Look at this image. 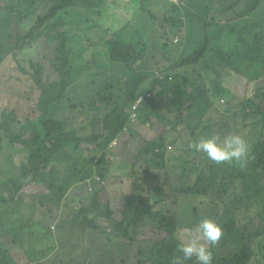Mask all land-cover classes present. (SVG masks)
Returning a JSON list of instances; mask_svg holds the SVG:
<instances>
[{"label": "trees", "instance_id": "16d2710c", "mask_svg": "<svg viewBox=\"0 0 264 264\" xmlns=\"http://www.w3.org/2000/svg\"><path fill=\"white\" fill-rule=\"evenodd\" d=\"M17 1H19L17 6L5 8L6 14L3 13L2 7L0 8V66L3 68L6 56H10L18 65L17 79L21 83L26 81L23 77L33 81L34 85L29 93L35 96L33 103H37L36 108L41 114L40 118L34 120L24 118L25 121L22 123L20 121L21 107L18 111V107L10 110L8 107L0 106L3 113L0 117V162L3 166V169L0 168V174L3 175V177L0 176V232L10 234L15 244L23 249L25 256L35 260L36 264H62L60 260H56V256L49 257L44 252L47 238L57 245L53 225L56 224V227H59L57 217L54 218L51 215L50 209L46 210L44 203L52 205L53 210L58 211L59 214L61 209L67 208L70 199L73 202L85 200V197L82 198L81 195L88 191L87 184L91 177L98 172L102 180L109 178L107 172L109 156L105 153L102 155L104 157L100 158L99 154L101 156L108 145L116 139L131 146L142 140L144 145L141 144L134 162H130L132 167L124 166L142 183H136V188L123 200L122 204L108 200L102 207L100 198H108L103 188L95 196H87L92 202L89 207L81 209L80 214L83 215L81 223L86 228L94 230L98 236L108 237L106 238L108 243L112 239L120 243H124L122 240L126 241L128 252L134 246L139 247L141 254L144 253L142 246L152 248L150 255L140 260L142 263L172 264L175 257H182L177 248L178 244L188 240L183 235L180 219L169 213L162 202L169 198L166 193L167 187H176L173 178L187 170L191 171L195 166L193 172L200 168L199 176L194 178L195 181L193 182L192 178L183 179L185 185L180 187V192L176 195L173 190L171 194L177 201L188 196L199 200H214L223 208L219 223L222 226L223 235L219 243L211 249L212 264H261L255 245H258V249L264 250L262 248L264 244L262 242L264 237V103L259 104L253 111V117L259 118L261 129L257 138L252 140V149L243 166L235 162L218 165L207 159L204 154L196 152L194 148H185L186 142L191 144L200 137L210 135L215 129L216 134L224 129L227 130L224 136L233 134V125L229 119L232 110L227 106L220 108L213 103L217 99L228 100L233 95V88L225 85L224 77L264 81V4L260 5L259 0H246L245 7L253 6V10L242 15L234 8L223 10L217 7L212 8L213 0H178L184 3L183 7H179L176 0H166L171 5L176 3L174 7L177 10L168 18H173L175 27L184 30L186 34L191 31L197 15L202 13L207 16L210 11L216 9L223 13L230 11L234 15L228 21L222 16L227 21L226 25H211L210 28L212 26L213 28L210 32H213V35H210L207 43L202 45L203 50L200 51L199 58H188L189 62L183 59L182 62L186 64L197 61L191 66L192 70L187 71L191 76L160 75L161 77L156 78L151 84L150 92L136 94L135 103L143 97V102L137 111L138 120L133 119V112L124 115L115 110L103 118V127L100 129L97 116L89 115L85 118V111L80 110L81 107L78 104H73L69 113L71 118H74H72L74 129L69 130L65 124L67 118L64 119L61 105L68 92L73 90L79 80L76 81L75 78L77 69L71 55L72 47L67 29L68 18L78 14L80 27L82 19H85L87 23L93 24L90 27L91 32L96 29L104 31L101 33L103 37L99 45L109 47L108 54L117 64L131 66L138 60V50L134 45L120 40L118 32L111 33L98 25V18L101 17L100 24L109 22L102 11V5L106 0ZM148 1L151 2V0ZM215 1V3L220 2ZM39 2H53L55 7L52 14L47 17L39 16L36 26L25 31L23 27L30 19L32 8ZM143 3H146V0ZM148 13L154 17V13L152 14L150 10ZM37 16L33 15V17ZM204 21L207 22L208 19ZM133 22H135L134 19H129L122 31L131 30ZM223 28L225 33L222 36V42L212 45L219 30ZM10 40L13 44L9 43ZM43 40L51 44L59 43L55 58L49 60L51 69L57 74V79L47 76L46 68L34 61L30 64L31 69L28 70L17 58L18 53ZM170 46L173 47L171 44ZM184 53L187 52L184 51ZM207 71L214 76L210 86L203 85L201 81L203 78L201 73ZM109 88L114 89V86L110 85ZM261 97L264 98V90L261 92ZM107 99L106 103L112 106L115 95L111 94L105 98V101ZM7 100V94L0 96V102ZM90 104L96 113L100 110L98 107L95 108L94 99ZM165 108L169 112L171 110L178 120L173 123L175 126L171 132H176L179 125H186L190 143L183 136L176 137L174 141L169 140V137L165 135L154 141H147L138 131L136 135L128 133L133 126L142 122L140 120H144V114L151 122L156 116L165 122L168 118L164 114ZM195 110L204 121L200 119L197 125H189L183 118L186 114L191 116ZM78 113L83 122L88 125L77 126ZM211 119H214V124ZM237 119H239L238 115ZM88 129L92 132L88 135L82 134ZM6 145L24 152L29 160L22 161L20 165L18 163L4 164L1 159ZM182 149L185 150L182 152ZM79 150L82 151L81 158L76 155ZM168 150L171 155L168 154ZM85 152L88 155H85ZM181 152V155L175 156ZM181 156L188 158L184 164L179 160ZM142 161H145L144 168L140 166ZM168 162L172 163L170 168L167 166ZM18 166L20 173L14 176L13 171ZM7 170L9 174H6ZM23 180L37 186L35 189L38 192L30 196L32 205L36 208L34 212H30L31 206L25 203L28 199L25 195L28 183H23ZM228 180L235 185L227 187ZM160 182L162 183L154 185ZM145 185L149 186V189ZM236 185L238 187L235 189ZM156 195L161 199L156 198ZM240 198L244 200L243 205L238 204ZM62 204L63 208H61ZM116 207L120 208L116 210ZM90 214L94 216L90 217ZM64 242L63 240L62 243ZM67 253L72 254L73 250ZM0 264L23 263L17 261L5 249L0 252ZM183 264H196L195 258L184 261Z\"/></svg>", "mask_w": 264, "mask_h": 264}, {"label": "rangeland", "instance_id": "374dc122", "mask_svg": "<svg viewBox=\"0 0 264 264\" xmlns=\"http://www.w3.org/2000/svg\"><path fill=\"white\" fill-rule=\"evenodd\" d=\"M132 1V3H128L127 0H113L116 7L112 8V12L106 16L109 22L100 24L102 17L98 18V25L104 28V30L111 31V33L118 32L120 40H123L127 44L134 45L137 48L139 53L138 60L131 66L113 62L110 54H108L109 47L99 45L100 39L103 37V34L101 33L104 31L96 29L91 32L90 27L93 26V24L87 23L85 19H82V26L80 27L78 14H74L68 18L67 29L72 47L71 55L73 57L75 68L77 69L75 78L76 81L79 80L74 85L73 90L68 92L64 99L65 101L61 105V109L65 115L64 119L67 118L65 124L69 130L74 129V118L72 117V119L69 113V109L73 104H78L81 107L80 110L85 111V118L89 115L97 116L98 124L100 123V129L103 127V118L106 115L112 114L115 110L124 115H129V113L133 112V119H137V107L140 105L143 98L136 104V94L138 92H150L152 89L151 84L158 77L167 75L175 76L177 74L190 75L187 71L192 70L191 66L197 61L186 64L182 62L183 59H186V62H189L188 58H199V53L203 50L202 45L207 43L208 37H211L210 35H213V32H210L213 26L218 24L226 25L228 19L230 17L232 18L234 15L233 13H223L216 9L212 10V12L210 11L207 16L202 13L201 15H197L196 21L191 26V31L186 34L184 30L175 27L172 22L173 18H168L175 14V12H167L172 10L168 9L172 8L171 3L168 4L165 0H151V2L155 4V7H151V2L142 3V1L139 0L138 4H136L137 0ZM181 1H177L179 7H183L184 3ZM219 1V3H215L216 1L213 0L212 8L217 7L222 8V10L225 8H234L242 15L253 10V6L245 7L244 2L246 0ZM159 3H161L160 6ZM18 4L19 1L17 0H0V8L2 7L4 14L7 13L5 8L9 6H17ZM259 4L263 5L264 0H259ZM54 7L55 4L53 2L36 3L32 8L33 12L30 14V19L23 27L25 31H29L36 26L39 16L47 17L48 15H51ZM108 8L109 4L106 0L105 4L102 5L104 15ZM149 9L152 14L154 13V17L149 13H146ZM144 10L146 14L143 12ZM34 14L38 16L33 17ZM222 16H224L227 21ZM220 17L222 18L219 19ZM206 18L208 19L207 22L204 21ZM129 19H134L135 21L133 22L134 24L132 25L131 30L124 29L122 31ZM212 24L213 26L210 28ZM6 32L9 31L6 30ZM224 33L225 29H220L219 34L216 36V40L212 42V45L213 43L222 42V36ZM172 37L175 38V40H172ZM6 39L7 38H5V40ZM177 39L180 41L178 44L175 42ZM9 43L13 44V41L10 40ZM170 44L173 45V47H171ZM58 46L59 43L51 44L47 40H43L39 42V44H35L33 47H28L23 52L18 53L17 58L28 70L31 69L30 64L34 61L46 68L47 76L51 77V79H57V74L51 69L49 60L55 58ZM208 46L210 47L211 44L209 43ZM171 48H173V50H171ZM184 48L187 49L188 54L184 53ZM5 59L4 69L0 66V96L7 94L8 100L0 102V106L8 107L10 110L14 107H18V111L19 107H21L22 115H19L22 123L25 121L24 118H29L31 120L40 118L41 113L36 108L37 103H33L35 96L32 93H29V90L34 85L33 81L29 78L23 77L26 81L21 83L17 79L19 74L18 65L10 56H6ZM201 74L203 76L201 80L203 85L210 86L214 76L208 71L202 72ZM10 76H12V78ZM225 78L226 77L223 79L225 85H229L233 88V95L228 100L223 98V103L221 102V99H217L213 103L214 105H220L221 107H235L229 116L230 122L233 125V134H239L240 136L245 137L251 151L252 140L257 138V134L261 129L259 118L253 117V111L256 110V107L259 104L262 105L264 103V98L261 97V92L264 90V81H248L239 77ZM193 80L195 79L193 78ZM110 85H113L114 89H110ZM192 91L195 92V90ZM111 94L115 95V100L112 102V106L106 103L108 99L105 101V98ZM93 99L96 103L95 108L98 107L100 109L97 110V113L91 108L90 102ZM83 104L86 106H81ZM131 107L134 108L131 109ZM1 111L2 109L0 110V117L3 114ZM164 114L168 117L165 122L159 120V118H157L158 116L154 117V121L151 122L144 114V120L140 121L144 122L145 125H143L144 123L139 122V124L133 126L131 130L129 129L130 132L128 133L136 135L139 132L140 135L145 137V140L147 139V141H154L156 138L165 135L168 136V139L171 141H174L178 136H183L185 140L189 142V133L185 128L186 125H179L177 126L176 132H171L173 126H175L173 123L178 120L176 119V115H174L171 110L169 112L167 108H165ZM237 115L239 116V119H237ZM77 116V126L80 125L79 127H81L88 125L83 122L79 113ZM183 119H185V122L189 125H197V122L201 119V115L195 110L194 114L191 116L186 114ZM201 120L204 121L203 118ZM211 121H213L214 124V119H211ZM226 131V129L220 130V132L216 134L215 129L214 131H211V134L224 135ZM91 132L92 131L88 129L87 131H83L82 134L88 135ZM141 144L144 145L142 140L134 144V146L127 143L124 144L123 141L120 142L114 149V153L111 152L113 155L112 158L109 157V159H107L110 161L107 168L109 178L107 180H102L97 172L95 176L89 179L94 181L93 185H96L93 196H95V194L102 188L108 195V198H100L102 207L103 204H105V201L108 200L117 204H122L124 202L123 200L132 194V191L136 188V183H142L140 179L134 174L128 172L125 168L132 167L130 162H134L135 157L141 149ZM189 145L190 144L186 142L185 149L190 148ZM185 149H182V152ZM80 152L82 151L79 150L78 153H76L78 158L82 157ZM182 152L175 156L181 155ZM168 154L171 155L169 150ZM85 155L88 154L85 152ZM102 155L105 154L102 153L101 156L99 154V157L103 158L104 156ZM187 159L188 158L185 156L179 158L183 164L187 162ZM1 160L6 165H14L15 163L20 165L22 161H27L29 159L28 156H25L24 152L15 149L11 145H6ZM144 165L145 161H142L140 166L144 168ZM167 166L170 168L172 163L168 162ZM194 167L191 171L187 170V172H184L182 175L173 178L176 187H167L166 193L169 198L162 202L169 213L180 219L183 225V235L188 241L192 237L198 235L197 225L202 219L212 218L220 223L223 214V208L219 205L220 203L214 200H199L198 198L188 196L184 199L181 198L182 200L178 199L177 201V199L172 196L171 193L173 190H175V194L177 195L180 192V187L185 185L183 179L192 178L191 180L194 182V178L199 176L200 168L198 167L195 172H193ZM0 168L3 169L1 162ZM161 168L163 169L162 166ZM19 173L18 166L14 169L13 174L14 176H17ZM6 174H9L8 170L6 171ZM0 176L3 177L1 174ZM162 182L154 185L161 184ZM23 183H28V188L25 191V195L28 199L25 200V203H28L31 206L29 208L30 212H34L36 208L32 205L33 203L30 196L35 192H38L35 189L37 186L32 182H25V180H23ZM226 185L227 187H233L235 184L228 180ZM145 186L149 189V186ZM87 187L88 191L84 193V195H81L82 198L83 196L85 197V200L82 199L79 202H73V200L70 199L71 201L67 204V208L61 209L64 207L63 204L62 207L59 208L61 209L59 214L58 211L55 212L53 210L54 207L52 205L44 203L46 210L49 211L50 209L51 215L54 218L57 217V225L59 226L56 227V224L53 225L57 229L54 231L57 245H54L52 240L47 238L44 246L46 250L43 249L44 252L49 255V257L56 256V260H60L62 264H145L140 260H144L146 255L149 256L152 248L148 249V247L141 245L144 250V253L141 254L139 247L134 246L130 249V252H128L127 250H129V248L127 247L126 241L122 240L124 243H120L112 239L110 243H108L106 240L108 237L98 236L94 230L86 228L81 223L83 221V215L80 214V211L82 208L91 205V198L87 196L93 197L92 193L89 191L90 184H87ZM237 187L238 185H236L235 189ZM156 198L161 199L157 195ZM243 203L244 200L240 198L238 204L243 205ZM119 208L120 207H116V210ZM93 216L94 215L90 214V217ZM61 220L70 221L62 222ZM110 229L113 230L111 227ZM262 239V242L264 243V237ZM13 240L14 239L10 234L0 232V252L5 251L6 249L17 261H20L23 264H36L35 260L33 261L25 256L23 249L20 248L19 245L17 246ZM63 240L65 241L64 243H62ZM67 240L69 241L67 242ZM255 247L261 264H264V250L258 249L257 244ZM262 248H264V244L262 245ZM71 250H73V253L68 254L67 252ZM113 254L115 256H113Z\"/></svg>", "mask_w": 264, "mask_h": 264}, {"label": "clouds", "instance_id": "9594fccd", "mask_svg": "<svg viewBox=\"0 0 264 264\" xmlns=\"http://www.w3.org/2000/svg\"><path fill=\"white\" fill-rule=\"evenodd\" d=\"M147 3H150V1ZM228 12L232 14V12ZM146 13H148V11ZM173 39L175 40V38L172 37V40ZM175 42L178 44L180 41L177 39ZM184 51L188 52L186 48H184ZM142 98L143 97H141L139 101ZM142 102L143 99L141 103ZM221 102L223 103L224 99H221ZM140 105L137 107L138 109ZM218 107L223 108L220 105ZM227 108L231 109V112H233L235 107L227 106ZM120 142L121 140L116 139L109 145V148L105 150L104 154L107 153V155L112 158L113 155L111 152L114 153V149ZM189 146L194 148L196 152L204 154L207 159L218 165L235 162L243 166L246 164L250 152L248 142L239 134H228L227 136L222 134H210L192 141ZM93 182V180H89V191L92 195L96 187V185H93ZM53 228L56 230L55 226H53ZM197 233L198 235L192 237L188 242L181 241L178 244L177 248L182 254V257H175L172 264H183L184 261L193 258H195L196 264H212L213 253L211 249L219 243L223 235L222 226L212 218H204L197 225Z\"/></svg>", "mask_w": 264, "mask_h": 264}, {"label": "crops", "instance_id": "0c3cea01", "mask_svg": "<svg viewBox=\"0 0 264 264\" xmlns=\"http://www.w3.org/2000/svg\"><path fill=\"white\" fill-rule=\"evenodd\" d=\"M108 1V4H109V8H108V10H107V12H106V16L108 15V14H110L111 12H112V8H115L116 7V5L113 3V0H107ZM138 1L139 0H137L136 1V4H138ZM140 1H142V3H143V1H145V0H140ZM177 1L178 0H176L175 2L177 3ZM127 2L128 3H132L133 1L132 0H127ZM148 2V0H146V3ZM165 2H166V0H165ZM175 3V4H176ZM174 4V5H175ZM161 5V3H159V6ZM174 5H173V3H172V5H171V7L172 8H168V9H172L171 11H167V12H177V10L175 9V7H174ZM151 7H155V4L153 3V2H151ZM149 11V10H148ZM143 12H145V10L143 11ZM138 13V12H137ZM141 13V12H140ZM135 28V27H134Z\"/></svg>", "mask_w": 264, "mask_h": 264}]
</instances>
